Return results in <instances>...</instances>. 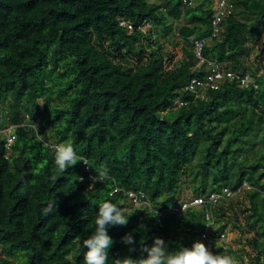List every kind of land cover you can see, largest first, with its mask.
Here are the masks:
<instances>
[{
	"label": "trees",
	"instance_id": "16d2710c",
	"mask_svg": "<svg viewBox=\"0 0 264 264\" xmlns=\"http://www.w3.org/2000/svg\"><path fill=\"white\" fill-rule=\"evenodd\" d=\"M183 2L0 0V114L10 101L26 115L7 156L0 131V264H84L79 241L94 231L105 199L121 210L131 205L127 224L108 228L107 264L146 257L144 248L158 237L169 251L190 248L204 229L205 209L190 207L180 218L155 213L185 200L183 183L191 197L242 191L245 230L237 218L219 217L212 232L228 223L251 232L255 254L223 243L211 251L238 264H264V68L256 89L227 80L204 99L184 90L205 71L195 68V39H205V58L247 70L242 54L247 40L264 33V0H226L231 10L215 37L211 0ZM160 33H176L188 47L177 68L149 48ZM69 142L89 166L78 161L61 173L53 146ZM101 166L109 179L90 186ZM115 187L121 190L110 194ZM124 191L143 194L148 205H133ZM225 204H215L214 215L227 214ZM129 233L131 252L121 240Z\"/></svg>",
	"mask_w": 264,
	"mask_h": 264
},
{
	"label": "clouds",
	"instance_id": "9594fccd",
	"mask_svg": "<svg viewBox=\"0 0 264 264\" xmlns=\"http://www.w3.org/2000/svg\"><path fill=\"white\" fill-rule=\"evenodd\" d=\"M226 64L228 66V63ZM254 76L257 77L256 75ZM41 142L43 143V136H41ZM53 147L54 166L59 172H66L68 168L76 165L78 161H83L84 164L88 165L87 160L77 155L71 142L56 144ZM95 172L97 175L90 177L92 181L90 186H94L97 182L101 183L106 179H109L108 169L106 166H101L99 169H96ZM112 191L110 194H112ZM232 192L234 193L232 196H235V194H238L240 190L236 189ZM97 205L98 212L94 218V231H92L91 234L82 241H79V238H77L81 243V246L86 249L83 253L84 264H107L109 249L113 244L112 238L108 235V228L116 225L123 226L128 222V216H126L122 210L110 200L105 199ZM44 211L45 213L51 211V206L46 208ZM141 228H143V225H141ZM121 240L122 243L130 246V252L135 250L134 247H131L135 244L132 234H125ZM202 242L196 241L190 248L182 247L179 251L172 252L168 250L166 242L162 238L158 237L154 240L151 247L144 248V251L147 253L146 257L133 259L131 256H124L122 258H115L114 264H238L237 260L231 255L227 253L215 254ZM66 259L70 261L72 258L71 256H67Z\"/></svg>",
	"mask_w": 264,
	"mask_h": 264
},
{
	"label": "built area",
	"instance_id": "2783aa9c",
	"mask_svg": "<svg viewBox=\"0 0 264 264\" xmlns=\"http://www.w3.org/2000/svg\"><path fill=\"white\" fill-rule=\"evenodd\" d=\"M184 5H192L193 0H184ZM211 6L214 8V21L213 31L211 36L215 37L219 33V22L222 17L229 14L231 4H227L226 0H211ZM120 25L132 29V25L125 20H120ZM205 46V39H195L193 41V52L195 58V68H199L204 65L205 71L202 76H195L189 79L186 83L184 90L194 94L195 98L204 99L208 90L218 89L225 81L235 80L239 86L257 88L256 77L249 71H237L229 68L223 61L216 59H207L202 55V49ZM6 134V141L4 143L6 154L10 151V145L14 140L13 131H8ZM53 146V145H52ZM86 171L88 168L86 167ZM121 189L115 187L112 193ZM128 195L131 203L135 206L148 205L147 201H144L143 194L134 193L131 191L125 192ZM234 193L225 188L222 192H212L207 197L197 196L185 200H180L174 205H171L162 210H156L155 213L161 217L168 213L173 214L175 217H182L183 213L190 207H203L204 212V229L200 233V239L211 250L214 243L218 240H223L224 233L212 234L213 219H214V205L220 200H228ZM207 225V226H206ZM210 226V227H209Z\"/></svg>",
	"mask_w": 264,
	"mask_h": 264
},
{
	"label": "rangeland",
	"instance_id": "374dc122",
	"mask_svg": "<svg viewBox=\"0 0 264 264\" xmlns=\"http://www.w3.org/2000/svg\"><path fill=\"white\" fill-rule=\"evenodd\" d=\"M202 0H193V4H199ZM179 25V22H174L173 26ZM143 30H146L144 28ZM173 30V29H172ZM171 30V31H172ZM173 32V31H172ZM148 45L150 46V50L158 52L162 54L163 60L167 66L168 69H174L180 66L182 61L186 59V47L183 40L177 36V34H170L169 36H164L162 33L159 35V42L157 44H153V41H148ZM245 50L243 51V59L245 62V65L247 67V71L253 73L254 75L258 76L262 74L263 68H264V33L261 34V36L257 39L253 40H247L245 42ZM159 47V50L157 49ZM147 54H149V51H147ZM130 59V62H134L133 58L128 56ZM117 62H119L117 60ZM2 113L0 114V124L4 123L0 131L2 133H7L8 131H13V129L19 125L23 124L26 120V115L24 114L23 108H18L14 106L10 101H7L2 106ZM264 141V138H263ZM180 196L181 199H187L192 196L191 189L187 188L186 184L183 183L181 190H180ZM225 207L228 208L227 214L224 216L217 213L215 215V218H222L226 219L227 217L230 218H237L238 223H241L244 225V230L247 226L246 223L249 222L246 221L245 215H248L247 213H243L242 210L246 207L245 203V197L240 191L238 194H235V196H232L228 201H226ZM131 209V205L127 203V205L124 206L122 209L123 213L128 212ZM221 222H217V224L213 223V230L215 227H217ZM252 231V230H251ZM224 233L223 240H218L217 243H223L227 246H231L234 250H238L240 248H243L245 252L250 254H255V250L253 249L252 245L249 243V235H251V232L240 233L239 230H236L231 223L226 224L225 228L222 229ZM214 234V233H212ZM198 241L202 242L199 239ZM203 243V242H202ZM246 256V255H244ZM244 262H247V259L244 258Z\"/></svg>",
	"mask_w": 264,
	"mask_h": 264
}]
</instances>
